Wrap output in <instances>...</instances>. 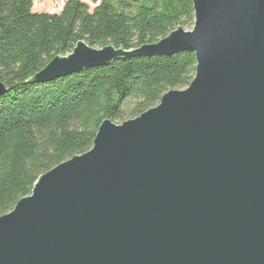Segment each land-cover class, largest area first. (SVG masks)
I'll list each match as a JSON object with an SVG mask.
<instances>
[{"label": "water", "instance_id": "95a60500", "mask_svg": "<svg viewBox=\"0 0 264 264\" xmlns=\"http://www.w3.org/2000/svg\"><path fill=\"white\" fill-rule=\"evenodd\" d=\"M191 1L190 31L131 51L78 42L29 80L196 57L186 89L104 121L0 218V264H264V0Z\"/></svg>", "mask_w": 264, "mask_h": 264}, {"label": "trees", "instance_id": "16d2710c", "mask_svg": "<svg viewBox=\"0 0 264 264\" xmlns=\"http://www.w3.org/2000/svg\"><path fill=\"white\" fill-rule=\"evenodd\" d=\"M34 0H0V218L40 176L93 147L104 121L122 124L155 108L196 73L193 53L132 57L48 83H29L78 42L131 51L192 30L191 0H65L59 13Z\"/></svg>", "mask_w": 264, "mask_h": 264}, {"label": "rangeland", "instance_id": "374dc122", "mask_svg": "<svg viewBox=\"0 0 264 264\" xmlns=\"http://www.w3.org/2000/svg\"><path fill=\"white\" fill-rule=\"evenodd\" d=\"M64 2L65 0H34L33 11L37 13H59Z\"/></svg>", "mask_w": 264, "mask_h": 264}]
</instances>
